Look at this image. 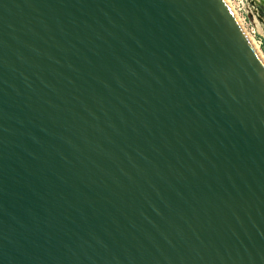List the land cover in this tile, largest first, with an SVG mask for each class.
Segmentation results:
<instances>
[{
	"label": "water",
	"instance_id": "obj_1",
	"mask_svg": "<svg viewBox=\"0 0 264 264\" xmlns=\"http://www.w3.org/2000/svg\"><path fill=\"white\" fill-rule=\"evenodd\" d=\"M0 264H264V62L225 0H0Z\"/></svg>",
	"mask_w": 264,
	"mask_h": 264
},
{
	"label": "rangeland",
	"instance_id": "obj_2",
	"mask_svg": "<svg viewBox=\"0 0 264 264\" xmlns=\"http://www.w3.org/2000/svg\"><path fill=\"white\" fill-rule=\"evenodd\" d=\"M230 5L232 6L230 0H227ZM259 7L263 8L264 11V0H256L253 4L248 2V10H247V15H242L239 16L236 11L234 10L233 6L232 9L238 19L240 20V23L242 24L244 31L248 34L249 29L251 27H255L258 31V36L256 39L249 36L252 38V40L257 44L258 50L260 51L261 55L264 58V16L261 17ZM245 19V20H244Z\"/></svg>",
	"mask_w": 264,
	"mask_h": 264
},
{
	"label": "built area",
	"instance_id": "obj_3",
	"mask_svg": "<svg viewBox=\"0 0 264 264\" xmlns=\"http://www.w3.org/2000/svg\"><path fill=\"white\" fill-rule=\"evenodd\" d=\"M231 4H233V8L236 11V13L239 16L242 15H247V10H248V0H230ZM245 20V19H244ZM251 37H253L254 39L257 38L258 36V31L255 27H251L249 29V33H248Z\"/></svg>",
	"mask_w": 264,
	"mask_h": 264
},
{
	"label": "bare ground",
	"instance_id": "obj_4",
	"mask_svg": "<svg viewBox=\"0 0 264 264\" xmlns=\"http://www.w3.org/2000/svg\"><path fill=\"white\" fill-rule=\"evenodd\" d=\"M225 2L228 4V6L230 7L231 11L233 12V14L235 15L236 19L238 20L239 24L241 25V27L243 28L242 24L240 23V20L238 19V17L236 16V14L234 13L232 6L230 5V3L225 0ZM244 29V28H243ZM246 33V32H245ZM246 35L248 36L250 42L252 43V45L254 46L255 50L257 51V53L260 55V57L262 58L263 62H264V58L261 55L260 51L258 50V46L257 44L252 40V38L246 33Z\"/></svg>",
	"mask_w": 264,
	"mask_h": 264
},
{
	"label": "crops",
	"instance_id": "obj_5",
	"mask_svg": "<svg viewBox=\"0 0 264 264\" xmlns=\"http://www.w3.org/2000/svg\"><path fill=\"white\" fill-rule=\"evenodd\" d=\"M255 1H256V0H248V2H250L251 4H253ZM258 8H259V11H260V15H261V17H263V16H264L263 8H261V7H259V6H258Z\"/></svg>",
	"mask_w": 264,
	"mask_h": 264
}]
</instances>
